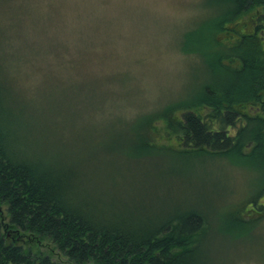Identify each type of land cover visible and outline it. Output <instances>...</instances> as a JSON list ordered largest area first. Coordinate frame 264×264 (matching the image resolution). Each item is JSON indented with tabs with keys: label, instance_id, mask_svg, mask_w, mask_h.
I'll return each mask as SVG.
<instances>
[{
	"label": "rangeland",
	"instance_id": "374dc122",
	"mask_svg": "<svg viewBox=\"0 0 264 264\" xmlns=\"http://www.w3.org/2000/svg\"><path fill=\"white\" fill-rule=\"evenodd\" d=\"M220 8L215 0H0V81L34 106L21 140L72 163L69 203L97 225L139 230L168 210L199 209L210 221L200 264H264V221L240 239L219 226L227 208L254 195L253 172L219 155L185 162L168 153L180 145L162 134L168 106L200 85L201 56L190 51L203 40L199 47L211 52L204 40ZM148 116L155 147L147 150L134 131ZM13 151L29 163L41 159ZM58 163L34 165L68 172Z\"/></svg>",
	"mask_w": 264,
	"mask_h": 264
},
{
	"label": "trees",
	"instance_id": "16d2710c",
	"mask_svg": "<svg viewBox=\"0 0 264 264\" xmlns=\"http://www.w3.org/2000/svg\"><path fill=\"white\" fill-rule=\"evenodd\" d=\"M215 3L223 13L204 40L211 52L199 47L203 40L199 50L190 51L201 56L203 78L198 76L200 85L186 99L168 106L162 134L164 141L180 145L168 148V153L185 162L219 155L253 172L254 195L227 208L219 223L221 228L236 229L226 232L223 228L240 239L243 228L264 221V0ZM216 77H220L219 84H215ZM85 86L90 94L95 92L89 84ZM57 91L60 101L64 100L62 88ZM32 108L29 100L0 81V264H200L197 255L210 221L199 209L168 210L154 223L142 221L145 226L137 231L105 219L97 225L92 215L70 204L75 177L72 163L45 156L19 137L20 126L31 116L24 115ZM148 117L134 131L136 139L146 142L147 150L153 143L147 125L154 119ZM18 147L40 161L18 158L13 151ZM44 160L58 161L68 172L40 171ZM81 199L89 204V199ZM95 200L91 198L90 205L98 210ZM47 242L52 249L41 251Z\"/></svg>",
	"mask_w": 264,
	"mask_h": 264
}]
</instances>
